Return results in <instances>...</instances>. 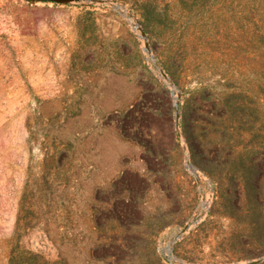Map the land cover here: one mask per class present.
Masks as SVG:
<instances>
[{"label": "rangeland", "instance_id": "rangeland-1", "mask_svg": "<svg viewBox=\"0 0 264 264\" xmlns=\"http://www.w3.org/2000/svg\"><path fill=\"white\" fill-rule=\"evenodd\" d=\"M151 1L166 16L145 0H0V264L264 257V0ZM206 92L252 113L221 180L187 134L205 133Z\"/></svg>", "mask_w": 264, "mask_h": 264}, {"label": "trees", "instance_id": "trees-1", "mask_svg": "<svg viewBox=\"0 0 264 264\" xmlns=\"http://www.w3.org/2000/svg\"><path fill=\"white\" fill-rule=\"evenodd\" d=\"M144 10V16L148 19L154 16L161 19L166 16V13L159 10L151 0H145ZM205 95V98L197 101V109L202 113L201 119L205 133H199L193 129L187 134L194 144H198L192 145L193 152L207 158L203 159L205 172L211 178L221 180L224 174L222 166L235 165L232 157H234L236 143L233 138L241 135V126L247 123L252 113L245 110L247 103L241 95L232 94L224 98H218L211 92H206ZM199 121L200 119H197V122Z\"/></svg>", "mask_w": 264, "mask_h": 264}, {"label": "water", "instance_id": "water-1", "mask_svg": "<svg viewBox=\"0 0 264 264\" xmlns=\"http://www.w3.org/2000/svg\"><path fill=\"white\" fill-rule=\"evenodd\" d=\"M47 1H54V2H58V3H65V2H70L73 0H47ZM95 1H102V0H95ZM115 7L120 9V6L115 4ZM121 10V9H120ZM122 11V10H121ZM125 15H128L127 13H125L124 11H122ZM134 28H139L140 29V35L142 38H144L145 40V49L146 51L149 53V57L152 60V62L154 63L155 67L157 68V70L159 71L160 76L165 80V82L169 85H173L176 88V85L173 81V79L169 76V74L166 72L165 68L163 67V65L160 63V61L157 59V57L153 54L151 46L149 44V41L147 39V33L144 29H142V27L136 22V21H131ZM181 93L178 90L177 91V96L175 98L174 101V106H175V124L176 126H179V120H180V110H179V99H180ZM187 159H188V163L192 164L189 160V157L187 155ZM198 180V177H197ZM191 226V223H187L186 225H184L183 228H181L175 238L172 240V244L184 233L186 232L189 227ZM172 244L170 245V259L174 262H176V257L174 256V254L172 253ZM264 261V257H259V258H255V259H251L245 263L242 264H259L261 262ZM181 264H185L183 262H181Z\"/></svg>", "mask_w": 264, "mask_h": 264}, {"label": "bare ground", "instance_id": "bare-ground-1", "mask_svg": "<svg viewBox=\"0 0 264 264\" xmlns=\"http://www.w3.org/2000/svg\"><path fill=\"white\" fill-rule=\"evenodd\" d=\"M187 166H188L189 169L193 172V167H192V165L189 164V163L187 162ZM196 221H197V219H196V220H192V221H191V225H192V223H195ZM169 251H170V247H169Z\"/></svg>", "mask_w": 264, "mask_h": 264}, {"label": "built area", "instance_id": "built-area-1", "mask_svg": "<svg viewBox=\"0 0 264 264\" xmlns=\"http://www.w3.org/2000/svg\"><path fill=\"white\" fill-rule=\"evenodd\" d=\"M189 223H191V222H189ZM168 256H169V258H170V253H168Z\"/></svg>", "mask_w": 264, "mask_h": 264}]
</instances>
